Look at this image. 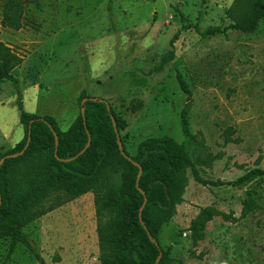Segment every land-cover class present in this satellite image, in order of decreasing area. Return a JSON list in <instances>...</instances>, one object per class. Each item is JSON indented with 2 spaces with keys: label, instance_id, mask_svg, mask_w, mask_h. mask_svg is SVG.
Masks as SVG:
<instances>
[{
  "label": "rangeland",
  "instance_id": "374dc122",
  "mask_svg": "<svg viewBox=\"0 0 264 264\" xmlns=\"http://www.w3.org/2000/svg\"><path fill=\"white\" fill-rule=\"evenodd\" d=\"M9 1L0 0V42L24 60L13 74L26 112L54 117L66 132L81 115L83 91L109 100L127 121L121 143L134 157L150 138L193 150L182 126L188 110L207 184L188 169L185 202L160 235L173 264H264V176L237 184L264 170V20L255 34L230 29L235 0H16L23 15L15 29L2 23ZM211 28L220 32L204 35ZM17 102L12 83H0V163L26 137ZM211 208L222 216L194 244L189 229ZM24 230L34 252L21 244L11 251V239H2L0 264H101L93 193Z\"/></svg>",
  "mask_w": 264,
  "mask_h": 264
},
{
  "label": "trees",
  "instance_id": "16d2710c",
  "mask_svg": "<svg viewBox=\"0 0 264 264\" xmlns=\"http://www.w3.org/2000/svg\"><path fill=\"white\" fill-rule=\"evenodd\" d=\"M178 12L183 29H191L185 14ZM227 13L234 22L230 29L255 34L264 20V0H235ZM22 15L20 2L9 1L3 26L20 29ZM217 32L220 29L211 28L204 35ZM178 37L173 38L172 47ZM173 59L172 50L164 63ZM23 61L0 42V83H12L20 122L26 128L25 139L1 158L6 159L0 167V240L10 238L11 251L21 244L34 252L25 227L67 201L93 193L101 264H173L171 249L162 246L160 235L185 202L190 186L188 169L197 182L207 184L195 166L198 137L189 129L188 110L183 112L182 126L193 150L169 137L150 138L139 145L133 157L121 143L127 121L109 100L95 99L83 91L79 97L81 115L66 132L54 117L26 112L21 80L13 74ZM180 83L191 95L181 77ZM24 150L17 158H7ZM262 176L264 170L256 169L237 184ZM58 193H63V200L60 196L53 199ZM219 216L222 213L212 208L201 212L189 229L194 244L204 239L208 224Z\"/></svg>",
  "mask_w": 264,
  "mask_h": 264
},
{
  "label": "water",
  "instance_id": "95a60500",
  "mask_svg": "<svg viewBox=\"0 0 264 264\" xmlns=\"http://www.w3.org/2000/svg\"><path fill=\"white\" fill-rule=\"evenodd\" d=\"M83 115H84V111H83ZM113 122H114L115 128H116V130H117L116 120L113 119ZM30 140H31V138H29V142H28V145H27L26 149H27L28 146H29ZM119 142H120V141H119ZM57 144H58V137H57ZM26 149H25V150H26ZM25 150H24L23 152H21L20 154L9 155V156H7V158H15V157H18L19 155H23V154L25 153ZM123 154L128 158V156H127L124 152H123ZM5 159H6V158H4V159L2 160V162L0 163V167L3 165ZM0 199H1V198H0Z\"/></svg>",
  "mask_w": 264,
  "mask_h": 264
}]
</instances>
